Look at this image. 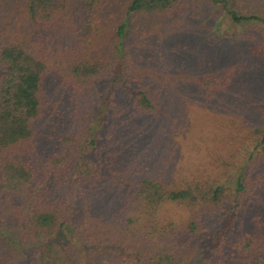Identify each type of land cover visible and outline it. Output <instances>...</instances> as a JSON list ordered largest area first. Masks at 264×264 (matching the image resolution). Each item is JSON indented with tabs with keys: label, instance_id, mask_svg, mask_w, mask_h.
Returning <instances> with one entry per match:
<instances>
[{
	"label": "trees",
	"instance_id": "1",
	"mask_svg": "<svg viewBox=\"0 0 264 264\" xmlns=\"http://www.w3.org/2000/svg\"><path fill=\"white\" fill-rule=\"evenodd\" d=\"M196 1L0 0V264H264V0H205L241 27L213 71L157 66L147 20L177 25ZM99 82L100 132L84 124ZM206 103L230 127L219 159L147 147ZM221 211L241 217L216 241Z\"/></svg>",
	"mask_w": 264,
	"mask_h": 264
},
{
	"label": "rangeland",
	"instance_id": "2",
	"mask_svg": "<svg viewBox=\"0 0 264 264\" xmlns=\"http://www.w3.org/2000/svg\"><path fill=\"white\" fill-rule=\"evenodd\" d=\"M181 18L177 25L174 22L168 23L165 18L147 20L152 26V33L149 37L150 41L146 42L145 46L146 51H150L149 54L153 57L151 61L156 60L154 64L160 66L158 59H161L162 65L170 62L172 66H178L183 70L187 69L188 72L192 73L193 70L198 73L202 70L207 71V69L213 71L219 65L218 62L228 57L233 43L240 34L241 27L233 25L223 13L218 11L217 7L207 4L205 0L196 1L192 8ZM130 28H132L131 31L134 30L133 25L128 29ZM234 50L229 54L230 59L235 53ZM257 75L258 81H264V63L257 66ZM109 88L110 84L108 82H99L92 86L86 99L90 110L87 115V122L85 121L84 124L89 128L99 129V132L101 128H105L101 122L109 114L108 112L104 113V115L98 114L103 109V100L108 94ZM121 94H117L118 98ZM178 97H183L184 103L191 100L188 91H182ZM214 103L221 110L227 108L229 110H226L230 114L234 112L232 106L229 107L231 103L228 100H214ZM220 113L222 112H217L216 108H213L208 103L201 107L199 106L195 115L191 117L192 122L194 119L196 120V126H189V131L168 139L163 136L160 130L158 132L155 131L156 134L150 130L148 132V141H146L147 147L150 146L152 151L155 150L156 156L160 154L164 158H171V156L181 151L191 157H203L205 161L211 159V156L207 154L212 152V156L219 159V155L225 153L229 146L227 137L230 133L229 126H222L224 122H221V120H224V116ZM218 118L219 122L217 121ZM217 124L221 126H217ZM260 124L264 126L261 122ZM87 138H85L87 141L84 142L85 152L82 155L88 158L94 157L97 150H94L90 144V139ZM96 140L98 144L103 143L100 134ZM238 215L240 218L241 213L239 211L235 213L234 217L227 218L231 224L225 227L226 218L224 212L221 211L219 213L216 219V227L213 230L216 233L214 236L216 241L222 235L225 236L229 228L237 226L236 216ZM61 237L64 238V241L68 240L65 230L62 231ZM213 240L207 236L199 239L201 248L197 257L198 260H204L206 256L210 255L208 248L212 244L218 243H213Z\"/></svg>",
	"mask_w": 264,
	"mask_h": 264
}]
</instances>
